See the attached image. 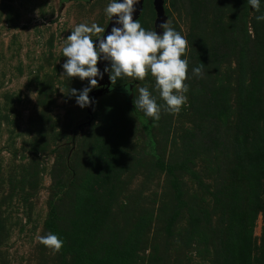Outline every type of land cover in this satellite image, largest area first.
Wrapping results in <instances>:
<instances>
[{
  "label": "rangeland",
  "instance_id": "1",
  "mask_svg": "<svg viewBox=\"0 0 264 264\" xmlns=\"http://www.w3.org/2000/svg\"><path fill=\"white\" fill-rule=\"evenodd\" d=\"M109 2L0 0V264H264V21L247 0H164L188 42L186 105L136 109L149 74L88 115L62 48L79 23L106 28ZM155 18L144 0L137 19Z\"/></svg>",
  "mask_w": 264,
  "mask_h": 264
},
{
  "label": "clouds",
  "instance_id": "2",
  "mask_svg": "<svg viewBox=\"0 0 264 264\" xmlns=\"http://www.w3.org/2000/svg\"><path fill=\"white\" fill-rule=\"evenodd\" d=\"M250 7L259 13L255 19L264 21V11L261 6L264 0H247ZM140 0H110L104 12L114 24L109 34L101 38L105 26L97 23H79L67 36L62 55L66 60L62 64L67 78L78 77L80 80L88 78V86L79 90L71 89L76 103L84 108L94 103L88 93L93 87H98V78L108 73L111 85H115L118 78L128 77V83L144 80L151 74L155 78L153 90L143 86L138 89L135 108L143 112L146 117L158 121L161 110L179 113L187 103L189 85L185 81L188 76V59L186 54L188 42L175 28L161 25L162 33L145 29L138 19H134L136 6ZM115 14V15H114ZM93 37H97L93 41ZM99 60H107L109 65L103 71L97 67ZM201 66L192 68V73L200 78L205 69ZM128 91V86L125 85ZM155 93H158V96ZM158 97L164 102H157ZM40 242L54 252L61 250L64 241L56 233L49 232L40 237Z\"/></svg>",
  "mask_w": 264,
  "mask_h": 264
},
{
  "label": "water",
  "instance_id": "3",
  "mask_svg": "<svg viewBox=\"0 0 264 264\" xmlns=\"http://www.w3.org/2000/svg\"><path fill=\"white\" fill-rule=\"evenodd\" d=\"M143 1L144 0H140V3L136 6V12L134 13L133 18L137 19L139 17V15L142 12V8H143ZM163 3L164 0H153V7L156 13V18H155V22H154V27L155 30L157 32H160L161 30V25L163 24L164 20H165V14H164V7H163ZM115 15V14H114ZM114 24V20H109L108 24L105 28V31L101 34V38L106 36L107 34L110 33L111 28ZM98 38H94L93 41H96ZM110 62L107 60H99L97 62V67L100 68L101 71H103V69L105 68V66L109 65ZM98 84L99 86L92 89L89 93L88 96L90 98H96L98 95L107 92L110 88V81L108 78V73L104 72L103 78H98ZM93 103H91L89 106H86V113L89 115L91 113V106Z\"/></svg>",
  "mask_w": 264,
  "mask_h": 264
},
{
  "label": "trees",
  "instance_id": "4",
  "mask_svg": "<svg viewBox=\"0 0 264 264\" xmlns=\"http://www.w3.org/2000/svg\"><path fill=\"white\" fill-rule=\"evenodd\" d=\"M71 138H72V136H71ZM262 161L264 162V157H263Z\"/></svg>",
  "mask_w": 264,
  "mask_h": 264
}]
</instances>
